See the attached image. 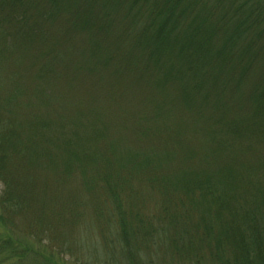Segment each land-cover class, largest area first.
I'll return each mask as SVG.
<instances>
[{
    "label": "trees",
    "instance_id": "1",
    "mask_svg": "<svg viewBox=\"0 0 264 264\" xmlns=\"http://www.w3.org/2000/svg\"><path fill=\"white\" fill-rule=\"evenodd\" d=\"M261 34L264 0H0V264H264Z\"/></svg>",
    "mask_w": 264,
    "mask_h": 264
},
{
    "label": "rangeland",
    "instance_id": "2",
    "mask_svg": "<svg viewBox=\"0 0 264 264\" xmlns=\"http://www.w3.org/2000/svg\"><path fill=\"white\" fill-rule=\"evenodd\" d=\"M259 37H261V38H264V34H261V35H259ZM262 40H264V39H262ZM73 53H74V50L72 51ZM255 52V51H254ZM254 52H252V53H254ZM261 55V54H260ZM259 55V56H260ZM236 59H237V57H235ZM258 57H257V55L253 58L254 60L255 59H257ZM245 61H247V57H242L241 58V60H240V62L241 63H243V62H245ZM12 65H11V63H10V61H5V62H3V63H0V85H2V86H4L3 84H6V83H9V85H7V87H11V86H13L14 85V80H15V76H14V78L12 79ZM3 77H5L4 79H3ZM12 79V80H10V79ZM9 80H10V82H9ZM105 80V81H104ZM103 81V82H102ZM92 82H90V84L88 85V88L87 87H85V89H89L91 92H93V94H91V95H87L86 93H85V90H84V93L87 95V96H95V93H97L98 92V90H99V87H100V85H102V84H105V83H108V84H110L111 83V80H110V76H109V74H107V75H105L104 77H103V79L102 80H100V81H98L97 83H95L93 86H92V84H91ZM96 89V90H95ZM55 90V89H54ZM95 92V93H94ZM84 98L85 99H87L86 97H85V95H84ZM79 102H80V105H78V107H76V105H75V108H74V111H73V114L72 115H75L76 114V112H77V109L83 104V103H85V102H87V101H89V100H85V101H83V99H82V96L79 98V100H78ZM118 104H120L119 102H118ZM100 106L101 107H103V105H102V101H99L98 102V104H96V107L97 108H100ZM107 106H108V104H107ZM56 107H58V105H56ZM106 108V107H105ZM69 110H71V108L69 107L68 108ZM119 109V111H120V113H122V111L120 110V107L118 108ZM42 114H44V112H42ZM37 115H38V112H37ZM36 124V123H35ZM114 132V133H113ZM113 132L111 131V133L112 134H110L109 135V138L111 139V140H109L110 141V144H112L113 146H117L119 149H122V148H124V149H126V148H128L129 147V145H131V146H133L134 147V145H132V143H131V141H130V137L128 136V134L125 132V131H123V130H121L120 128L119 129H115V130H113ZM116 132H118V133H116ZM116 134H119V138L117 139V136H116ZM51 136V135H50ZM116 139V140H115ZM106 142H108V140H106ZM135 150V149H134ZM135 153V152H134ZM133 153V154H134ZM123 155V154H122ZM102 159L104 158V159H106L105 158V155H103V157H101ZM117 158V162H119V164L118 165H116V167L115 168H126L128 165H127V161H126V159H125V157H116ZM103 159V160H104ZM107 160V159H106ZM105 164V163H104ZM97 164H96V158H95V166H96ZM107 167V166H106ZM133 172H135V171H133ZM124 173V172H123ZM136 173V172H135ZM123 177H125V173H124V175H123ZM148 177L149 178H151V176L150 175H145V178H143V176H141L140 177V179L138 180V183H137V181L136 180H133V184L134 183H136L135 185H134V187L133 188H136L137 186L138 187H141V186H143V187H147V188H149V187H151L150 186V184L148 183V182H146V181H149V179H148ZM245 179V177L243 176V180ZM152 181V180H151ZM76 183V185H78L79 186V182L77 183V182H75ZM72 187H73V184H66L63 188H61L62 190H63V192L65 193V194H74L75 192H74V190H72ZM254 186H252V187H250V186H247V185H245L244 184V182H243V185L241 184V188H237V190H236V193L240 196V198L242 197L243 198V200H245L246 202H247V207L248 208H251V207H254V205L252 204L254 201H253V199H252V194H253V191H254ZM263 189V191H264V188H262ZM154 198H157V197H149V196H146L143 200H141V198L140 197H136V198H134L136 201L138 200V202L139 203H142L143 201H145L146 203H147V205H151V204H149V203H152L153 202V199ZM255 208V207H254ZM263 208H264V204H263ZM190 223H194L193 221H191ZM92 225H93V223H92ZM83 228H82V226L78 229L79 231H83L82 230ZM78 230H75L74 232H77ZM5 228H4V226H3V224L0 222V236H3V234H5ZM79 233H81V232H79ZM78 234V233H77ZM77 234H74V236L76 237L77 236ZM77 239H78V236H77ZM95 239L93 238V240L92 241H94ZM73 241V240H72ZM92 241H88V243L87 244H84L85 245V247L86 248H84L85 249V251H82V252H79L80 250H81V246H83V244L82 243H77V240L75 241H73L77 246H78V248L77 247H75L74 248V246L72 247V248H74L73 250H74V252H76L75 253V258L76 259H83V260H81L82 261V263H84V264H99V262H100V260L102 261L103 259H100V257L101 256H104V254H103V251L102 252H97V254H94L93 255V253H95L94 252V248H98V249H100V250H102L101 249V247H100V244L98 245V244H95V243H91ZM210 243H212V241H209ZM38 245V244H37ZM38 246H40V245H38ZM41 247V246H40ZM42 248V247H41ZM144 248H146V250H148V251H150L151 253H152V255H153V260L154 261H156L154 264H158V263H160V262H158V259H159V257H158V254L156 253V251L153 249V247L152 246H146V247H144ZM211 246L210 245H206V246H202V248L200 249V252L201 253H203V256L205 255V259L206 260H203L204 262H206L207 264H211V258H210V254H211ZM83 254H85L86 255V259H85V257H83L82 255ZM99 258V259H98ZM111 258V257H110ZM168 259H166L165 260V264H181L180 262L179 263H177L175 260H171V262H170V258L169 257H167ZM57 262H60V263H62V264H75L72 260L70 261V260H68V259H64V260H60V259H57ZM66 262V263H65ZM81 262H78V263H76V264H82ZM163 263V262H162ZM182 264H184V263H182ZM186 264V263H185Z\"/></svg>",
    "mask_w": 264,
    "mask_h": 264
}]
</instances>
